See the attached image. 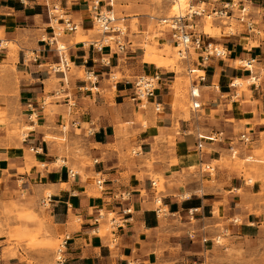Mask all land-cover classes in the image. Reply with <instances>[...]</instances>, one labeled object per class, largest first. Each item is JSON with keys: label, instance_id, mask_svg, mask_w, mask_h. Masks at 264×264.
Here are the masks:
<instances>
[{"label": "crops", "instance_id": "0c3cea01", "mask_svg": "<svg viewBox=\"0 0 264 264\" xmlns=\"http://www.w3.org/2000/svg\"><path fill=\"white\" fill-rule=\"evenodd\" d=\"M95 1L0 0V63L6 61L8 71L17 74L13 88L28 130L12 143L0 132V198L9 201L22 193L40 204L50 190L52 233L70 236L66 264L196 263L180 243L170 241L179 235L178 224L194 236L220 231L218 225L234 215L245 222L234 224L237 230L264 220V0H205L209 7L229 1L237 6L212 32L202 26L198 31L193 21L195 31L223 47L224 55L203 62L198 49L192 48L196 59L188 56L190 48L181 56L189 70L204 75L188 89L191 103V88L198 89L200 103L190 106L188 117L184 88L175 85V64L146 61L144 35L128 37L124 52L113 44L98 50L88 42L99 35L75 40L79 32L86 36L94 29L89 6ZM106 1L100 0L101 6ZM54 5L79 26L61 38L72 62L66 74L52 69L59 60L48 41L56 28ZM242 6L248 11L244 21L236 19ZM155 54L173 61L163 48ZM155 72L161 76L156 96L145 105L134 101L135 78ZM57 91L62 97H55ZM245 131L254 140L240 151L241 159L258 156L253 184L230 150ZM132 148L138 153L130 157ZM205 164L214 168L211 173L203 170ZM195 166L199 170L191 172ZM103 226H110L105 235ZM4 248L0 241V264H29L18 255L5 256Z\"/></svg>", "mask_w": 264, "mask_h": 264}, {"label": "rangeland", "instance_id": "374dc122", "mask_svg": "<svg viewBox=\"0 0 264 264\" xmlns=\"http://www.w3.org/2000/svg\"><path fill=\"white\" fill-rule=\"evenodd\" d=\"M197 1L184 0L182 12H180L172 9V5L177 3V0H113L115 15L125 19L120 24L126 28L127 38L136 33L142 34L144 35L143 41H145L143 45L146 46L147 52L156 53L159 48H163V51L168 52L173 58L176 67L175 85H178L179 90L184 88L187 102L183 105V109L187 112V117L190 115V106H192L187 96L188 89L192 84V79L203 72L197 71L193 75L188 73L187 61L181 59L179 48L173 42L170 28L165 26L161 20L178 13H187L189 5ZM107 7L109 8V5ZM202 17L194 18L195 23L198 24L196 28L198 31H201L202 26L206 32H212L216 23H227L226 18ZM65 34L66 32L62 33V36ZM92 35H99L96 27L89 31V35H83V40L87 42ZM75 40L80 41L78 38ZM5 44L7 43L3 42L2 46ZM8 46L17 48L11 43ZM219 48L223 49V47ZM193 51L191 48V54L188 56L196 59L197 55ZM7 66L6 61L0 63V125L3 127V129L0 128V132L6 133L12 143L14 140L21 141L28 130L27 126L21 122L18 92L17 88H13L17 74H14V70L13 72L8 71ZM80 76L84 77L83 71L80 72ZM66 125L68 131L70 122ZM239 136L236 146L241 151L245 146L239 141ZM135 151L133 148L129 149V156H135ZM240 153L235 155L232 161L243 169L246 179L253 184L257 177L251 172L255 170L258 156L254 155L253 158L248 157L243 160ZM248 156L251 154L248 153ZM203 167L205 168V165ZM199 168L195 166L189 170L195 172ZM162 182L159 181L158 189L162 188ZM15 194L18 195V193ZM49 194L50 190H46L43 199L45 200ZM26 198L27 194L22 193H19L18 198L9 201H2L0 198V241L5 247L4 254L5 256L18 255L21 260H26L29 264H55V251L63 236L55 238L52 233V225L47 215L50 210L49 203L45 204L40 201V204H34L32 199L27 201ZM191 222L197 223L194 219ZM244 223L242 216L234 215L226 223L218 225L220 231L211 234L206 231V234L202 235H197L195 232L194 236L188 234L187 230L180 229L178 226L181 225L176 223L179 235L170 236V241L180 243L187 255L192 256L193 260L196 259V263L193 264H264V220L260 226L250 224V229L233 228L234 224ZM108 230L110 226H103L101 234L105 235Z\"/></svg>", "mask_w": 264, "mask_h": 264}, {"label": "built area", "instance_id": "2783aa9c", "mask_svg": "<svg viewBox=\"0 0 264 264\" xmlns=\"http://www.w3.org/2000/svg\"><path fill=\"white\" fill-rule=\"evenodd\" d=\"M193 1V0H191ZM218 1V0H214ZM109 5V8L107 7ZM236 2L229 1L223 4L222 7H209L208 3L205 0H198L195 4H190L188 12L185 14L178 13L173 15L172 17H166L162 19L161 22L165 24L168 28H170V32L173 38L174 43L179 48V54L182 57H186L190 48L200 50V57L202 58L203 62L208 61L213 56H222L224 55V48L220 49L217 46H214L212 42L206 41L202 38L200 33L195 31V25L193 23L195 17H215V18H230L234 14V9L236 8ZM234 8V9H233ZM89 10L92 13V20L93 25L98 29L99 37L93 40L88 41L92 43L98 50H102L105 45L113 44L118 51L124 52L128 48L129 41L127 40V33L126 29H122V25L120 22H123L125 19L118 17L115 15L113 9V0H108L105 6H101L100 0L93 2L89 6ZM50 14L52 20L56 28H53V35L48 39L49 44H55V50L59 57V60L55 65L52 67L53 70L56 72H62L66 74L72 68V62L69 58L68 53V45L61 40L62 33L64 32H74L78 30L79 26L76 22H74L70 17L65 15L63 10L58 6L54 5L53 8L50 10ZM239 16L237 18L240 21H244L245 17L248 15L247 7L242 6L239 9ZM248 28H252L253 22L246 21ZM63 43V44H62ZM190 72H196V69H190ZM203 78V74H197L196 78ZM88 78L92 81L97 80V76L93 75L92 73L88 74ZM161 81V76L159 72H155L154 74H140L134 80V95L132 99L134 101L140 102V104L145 105L150 98H154L156 96V92L158 90V84ZM192 97V107L194 109L200 107V103L195 101V98L199 97V92L197 88H191L190 91ZM55 97L60 98L61 92H55ZM156 108H160V104H156ZM73 126H78L76 121L72 122ZM63 129H66V125L63 126ZM202 135H199L198 147L201 148L203 143L200 141L202 140ZM252 135L245 131L242 132L239 136V141L242 145L249 146L253 141ZM230 150L232 156L238 155L240 153L239 147L236 146L234 143L230 144ZM138 152L135 151V154ZM214 168L211 165L205 164V168L203 167L204 171L212 172ZM69 173L72 175L75 172L69 170ZM104 183V179L99 178L96 179V184L101 187ZM154 184V182H153ZM50 201V195L44 200L45 204H48ZM193 213V209L191 210ZM101 214V213H100ZM193 215V214H192ZM70 240L69 235L63 236L58 248L55 251V264H66V248L68 242Z\"/></svg>", "mask_w": 264, "mask_h": 264}, {"label": "bare ground", "instance_id": "6f19581e", "mask_svg": "<svg viewBox=\"0 0 264 264\" xmlns=\"http://www.w3.org/2000/svg\"><path fill=\"white\" fill-rule=\"evenodd\" d=\"M183 5H184V0H177V3H174L172 5V9L177 10V11L179 10L180 12H182ZM169 17H172V16H168V18ZM163 19H165V18H163ZM121 27L123 30L126 29L124 26H121ZM78 40H83V37H82L80 32L78 33ZM146 61L151 62V63H156L159 66H166L169 64L171 65L174 63V61H170L169 59L161 58V57L157 56L154 52H147L146 53ZM242 62H244V61H242ZM249 158H252V156H249Z\"/></svg>", "mask_w": 264, "mask_h": 264}]
</instances>
